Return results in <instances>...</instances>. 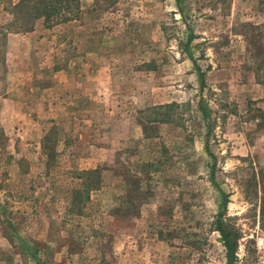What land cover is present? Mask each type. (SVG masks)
Here are the masks:
<instances>
[{
  "label": "rangeland",
  "instance_id": "rangeland-1",
  "mask_svg": "<svg viewBox=\"0 0 264 264\" xmlns=\"http://www.w3.org/2000/svg\"><path fill=\"white\" fill-rule=\"evenodd\" d=\"M16 1L0 264H225L220 192L232 264H264V0H78L13 53Z\"/></svg>",
  "mask_w": 264,
  "mask_h": 264
},
{
  "label": "trees",
  "instance_id": "trees-1",
  "mask_svg": "<svg viewBox=\"0 0 264 264\" xmlns=\"http://www.w3.org/2000/svg\"><path fill=\"white\" fill-rule=\"evenodd\" d=\"M176 2L178 0H175ZM78 0H17L10 5L9 14L11 15V24L14 33L29 32L33 28L36 20L40 19L44 28L73 19L77 16ZM10 32V31H9ZM191 39L188 37L187 42ZM198 77L201 81L202 74L198 70ZM211 156V154H210ZM212 157V156H211ZM212 179V174H211ZM221 211L226 204V195L220 192ZM221 211L218 212L214 221V229L220 236V242L225 249V264H232L234 260V242L231 240V234L228 232L221 219Z\"/></svg>",
  "mask_w": 264,
  "mask_h": 264
},
{
  "label": "crops",
  "instance_id": "crops-1",
  "mask_svg": "<svg viewBox=\"0 0 264 264\" xmlns=\"http://www.w3.org/2000/svg\"><path fill=\"white\" fill-rule=\"evenodd\" d=\"M32 33H33V31L31 30L29 32L19 33V35L18 34H12L11 35L12 37L7 42V45L9 46V51L14 53L16 50H20L23 47L21 44L23 42L21 40L22 39L21 37H24L25 35H30ZM7 34H9V33H7ZM9 74H12V72H10ZM11 85L12 84H10V86ZM15 96L19 97L17 95H15ZM10 97H12V95ZM0 100L3 101V99H0Z\"/></svg>",
  "mask_w": 264,
  "mask_h": 264
}]
</instances>
